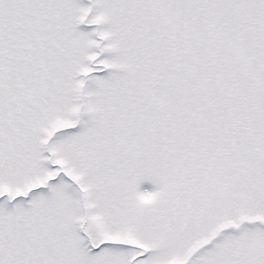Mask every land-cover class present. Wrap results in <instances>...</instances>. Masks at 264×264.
<instances>
[{"label": "snow or ice", "instance_id": "6c2138e0", "mask_svg": "<svg viewBox=\"0 0 264 264\" xmlns=\"http://www.w3.org/2000/svg\"><path fill=\"white\" fill-rule=\"evenodd\" d=\"M0 264H264V0H0Z\"/></svg>", "mask_w": 264, "mask_h": 264}]
</instances>
